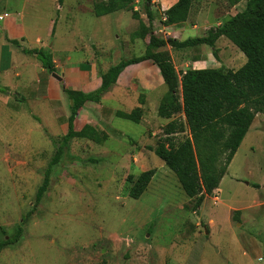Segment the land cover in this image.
<instances>
[{
	"label": "rangeland",
	"instance_id": "374dc122",
	"mask_svg": "<svg viewBox=\"0 0 264 264\" xmlns=\"http://www.w3.org/2000/svg\"><path fill=\"white\" fill-rule=\"evenodd\" d=\"M97 1L0 0V13L22 21L30 32L32 40L22 46L25 50L40 49L33 40L37 34L47 35L44 49L54 56L72 42L65 52L71 59L68 65L84 58L81 47L107 65L141 56L145 48L141 41L130 46L138 21L125 10L96 18L92 9ZM229 1L233 0H191L175 40L206 36L208 30L241 12L247 0L235 5ZM143 5L144 0H135L130 7L147 24ZM155 5L152 1L156 12L152 29L154 24L160 38H171ZM51 21L54 31L49 28ZM87 37L93 39L92 50ZM172 52L179 73L181 63L201 62L205 56L214 67L233 71L239 68L236 52L245 62L244 55L223 37L216 42V58L207 46ZM23 54V67L35 77L34 64L39 62ZM9 62L4 49L0 56V242L12 237L22 216L32 210L44 170L61 138L50 136L52 114L47 107L48 111L40 109L31 98L18 102L9 94L17 81L34 80L22 75L25 72L19 79L11 71L4 72ZM206 62L199 66L210 67ZM165 92V86L157 91L158 102ZM155 107L152 100L138 124L114 116L102 118L95 127L107 139L100 144L85 139L70 142L21 238L0 251V264H264V189L253 187H264V115L255 116L228 166L219 185L222 193L207 198L198 211L193 209L195 199L183 193L174 173L153 152L169 122L157 116ZM127 108L130 112L131 106ZM174 118L183 121L180 115ZM187 134L186 130L174 141ZM148 170L155 174L145 192L136 200L130 198L132 182L127 178L133 181Z\"/></svg>",
	"mask_w": 264,
	"mask_h": 264
},
{
	"label": "trees",
	"instance_id": "16d2710c",
	"mask_svg": "<svg viewBox=\"0 0 264 264\" xmlns=\"http://www.w3.org/2000/svg\"><path fill=\"white\" fill-rule=\"evenodd\" d=\"M134 1L100 0L93 3L95 17L123 10L130 12L132 19L138 21V30L134 37L147 38L146 48L141 56L121 59L101 73L100 87L93 92L83 93L61 86V91L68 101L67 132L60 138L47 163L43 180L34 196L32 210L22 216L21 223L12 237L0 242V251L21 238L23 226L50 188L53 167L60 162L70 142L85 139L100 144L106 141V134L99 136L97 129L90 125L75 131L76 117L86 103H99L127 66L150 61L159 70L166 93L160 100L156 114L160 119L169 122L162 130L164 138L158 140L153 152L174 173L183 193L189 199H195V210L201 206L205 197H211L218 188L255 116L264 115V0H247L241 12L227 19L222 25L208 30L206 36L184 41L155 36L152 29L156 14L151 7L153 0H144L143 14L147 24H144L139 14L130 7ZM239 1L233 0L229 3L235 5ZM190 7L191 0H177L163 12L164 25L183 24ZM222 37L245 57V63L235 71L216 68L188 69L179 73L175 70L169 53L165 51L167 46L173 50H182L204 45L210 48L211 54L216 58L215 44ZM12 44L18 45L16 41H12ZM21 51L34 56L49 75L56 73L48 49L21 48ZM14 99L18 102L24 101V98L18 95H15ZM176 115L182 116L183 121L172 119ZM141 116L140 108H135L129 113H115V118L134 124L139 123ZM186 130V136L174 141L175 136L183 135ZM154 174V170H148L140 173L133 181L129 176L127 179L132 182L129 197L138 199L145 192ZM253 187L260 188L259 185ZM233 221H237L234 216Z\"/></svg>",
	"mask_w": 264,
	"mask_h": 264
},
{
	"label": "crops",
	"instance_id": "0c3cea01",
	"mask_svg": "<svg viewBox=\"0 0 264 264\" xmlns=\"http://www.w3.org/2000/svg\"><path fill=\"white\" fill-rule=\"evenodd\" d=\"M153 2L157 3V6L155 5L156 9L159 10L160 8V11L163 13L166 10H168L170 7H172L177 2V0H153ZM162 13H161L162 16L161 21L164 22L163 21L164 16ZM2 14H4V12L0 13V15ZM235 14H232L230 17H232ZM96 18H102V17H96ZM141 20L144 24H146V20L143 18V15H141ZM157 22L159 25V18L157 19ZM0 23H1L0 56H2V51L5 49L9 54V59H10V62L6 67V69L4 70V72L11 71V74H13V78L15 79H19L23 72L25 73L22 75H25L28 79L34 78V80L29 81L28 83L17 81L15 84L12 85L11 87L12 92H9V94L12 93L14 94V96L18 95V96H22L23 98L25 97L27 99L31 98L32 100L37 101L36 102L37 106H39L40 109L43 108L45 109V111L47 110L46 109L47 107L52 114L51 123L49 122L51 129L48 128V126H46L48 130L50 129L53 132L52 134L50 133V136H55V137L64 136L67 132V118L69 116V112L66 111L67 102L65 101L67 100L61 91V86H64L65 88L70 90L81 91L83 93L93 92L100 87L101 84L100 74L106 72L109 67L114 66L116 64L114 65L101 64L97 60L98 55L97 56L93 55V53L87 51L85 47H81L83 51V56L84 58L85 57L86 58L85 59L79 58V60L75 61V63L68 65L71 59L70 57L65 56V52L67 50H70L71 48L70 44L72 43L68 41L67 44L69 45L60 47L64 51H62L59 55L54 56L53 54H51L54 69L56 71V74L61 77V82L51 77L45 70L41 68L40 64H36V63L34 64L35 67L34 69L37 74L34 77L33 75L27 72L28 70L27 67H23L24 66L23 64L25 62V56H23L24 54L20 52L22 46L31 43L29 41L32 40L30 32L23 25L22 21H16V19L12 17L3 19L2 21H0ZM49 28L51 31L52 21L50 22ZM163 28L165 31H169V33L167 34L172 39H176L175 35H178L179 30H181V28H178V26H166ZM153 31L155 36L159 37V35L155 32L154 24H153ZM48 35L54 36L53 33ZM46 38L38 34L35 35L33 39L34 44H36L35 46L37 48L39 47L43 49L47 48L48 46L45 41ZM131 40L132 41L130 43V46L133 45L132 44L133 42L139 40L143 43L145 48L148 42L147 38L142 39L139 37H134ZM12 41H16L18 45L12 44ZM86 41L88 42V46L91 48L90 50H92L94 47L93 39H91V37H87ZM203 46L204 45H202V47ZM12 50H14V53L12 52ZM172 50L173 49L170 48L169 46L165 48V51H167L170 55L175 70L178 72L177 66L175 64V60L173 58ZM234 56L236 57L240 68L243 65V57L237 52L235 53ZM124 60H128V59H124ZM205 60L208 61V63L206 62L207 64L211 65L210 67L199 66L202 64V62H205ZM15 63L17 64L16 66ZM189 65H191V67H189ZM180 66L182 68L181 69L182 72H185L188 69H195V70L216 69V67L212 65V62L208 56H205V59L203 58L201 62L198 61L191 63L183 62L180 64ZM159 76H160L159 70L150 61H144L138 64L127 66L118 76L115 85H113V87L109 90V92H107L101 98L99 103H86L83 106V108L78 112L75 121V131H80L82 127L85 125L99 127L102 118L105 117L109 118L111 116H114L113 119H115V113L117 111L129 113L127 108L129 105L131 106L130 112L135 108H140L142 110V115H143L144 113H146V110L148 109L149 105L151 104V101L153 100L155 101V106H156L155 110H157L160 101L158 102L159 95H157L156 93L159 89L164 87L163 81ZM160 94H162V92ZM163 96L164 95L161 96L160 100L162 99ZM6 97L8 99L9 96L7 95ZM137 98L138 100L141 101V103L139 101L137 103V101L135 100ZM14 103L17 104L18 102H14ZM50 103L52 105L54 104L55 108H51ZM59 105L61 106L62 110H59ZM134 105L135 108H133ZM50 108L54 110V112ZM143 121H145L144 116H143ZM166 121L167 120H165V122ZM167 123L168 121L166 122V124ZM56 127L57 129L54 130V128ZM237 152L235 153L232 161L236 157ZM225 176L226 174L224 175L222 180L225 178ZM222 180L220 182H222ZM260 188L264 189V187L262 186H260ZM219 193H222V190L218 186V188L214 191L213 194L219 195ZM207 198L210 197H205L202 204L205 202V200H207ZM201 206L198 208V211L201 209Z\"/></svg>",
	"mask_w": 264,
	"mask_h": 264
},
{
	"label": "built area",
	"instance_id": "2783aa9c",
	"mask_svg": "<svg viewBox=\"0 0 264 264\" xmlns=\"http://www.w3.org/2000/svg\"><path fill=\"white\" fill-rule=\"evenodd\" d=\"M8 17H9V15L6 14V13H4V14L0 15V21H2L3 19H6V18H8ZM163 21H165V17L163 18ZM215 196H216V195H215ZM214 199H218V198L214 197Z\"/></svg>",
	"mask_w": 264,
	"mask_h": 264
},
{
	"label": "water",
	"instance_id": "95a60500",
	"mask_svg": "<svg viewBox=\"0 0 264 264\" xmlns=\"http://www.w3.org/2000/svg\"><path fill=\"white\" fill-rule=\"evenodd\" d=\"M50 76L53 77L55 80L61 82V77L56 73H50Z\"/></svg>",
	"mask_w": 264,
	"mask_h": 264
}]
</instances>
